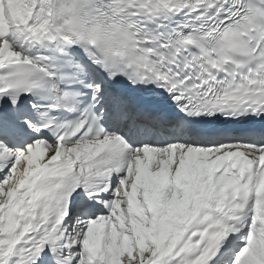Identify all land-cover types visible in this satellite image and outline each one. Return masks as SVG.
Masks as SVG:
<instances>
[{"label": "snow or ice", "instance_id": "obj_1", "mask_svg": "<svg viewBox=\"0 0 264 264\" xmlns=\"http://www.w3.org/2000/svg\"><path fill=\"white\" fill-rule=\"evenodd\" d=\"M0 264H264V0H0Z\"/></svg>", "mask_w": 264, "mask_h": 264}]
</instances>
